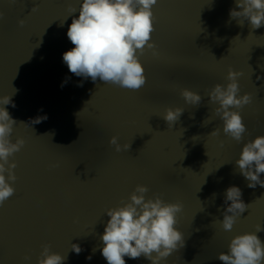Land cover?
<instances>
[{
	"label": "water",
	"instance_id": "1",
	"mask_svg": "<svg viewBox=\"0 0 264 264\" xmlns=\"http://www.w3.org/2000/svg\"><path fill=\"white\" fill-rule=\"evenodd\" d=\"M81 4L0 0V97L13 95L16 107L5 106L18 122L11 140H25L9 157L17 180L9 181L15 192L0 206V264H38L45 244L67 257L64 264H107L106 211L127 203L138 184L148 187L146 199L159 195L183 205L176 227L185 246L160 264H223L218 255L229 252L234 237L264 227V187H248L236 165L244 145L264 135V26L232 19L230 10H242L236 0H158L152 41L159 55L137 53L147 81L129 90L77 77L63 62L75 47L68 28L79 16H70L69 6ZM229 69L243 72L238 95L253 98L233 109L247 128L239 142L223 132L219 105L209 97L216 84L227 86ZM185 88L203 97L198 106L182 97ZM170 107L184 109L174 126L162 118ZM44 115L39 124L19 123ZM216 128L219 136L210 135ZM113 136L131 143L130 150L117 152ZM230 186L242 190L249 206L225 231ZM256 234L264 243V231ZM72 244L82 248L79 255ZM125 261L151 264L143 256Z\"/></svg>",
	"mask_w": 264,
	"mask_h": 264
},
{
	"label": "clouds",
	"instance_id": "2",
	"mask_svg": "<svg viewBox=\"0 0 264 264\" xmlns=\"http://www.w3.org/2000/svg\"><path fill=\"white\" fill-rule=\"evenodd\" d=\"M157 2L158 0H82L78 10L70 5V16L77 11L79 16L72 19L67 31L68 39L75 46L63 54V62L68 70L85 80L91 78L93 82L100 80L129 90L142 88L147 76L137 53L143 55L149 49L154 56L159 55L157 45L152 41L155 31L152 9ZM236 5L242 10H230L232 19L244 18L250 22L252 29L264 26V0H236ZM37 10L38 6L34 4L31 11ZM2 18L3 13L0 12V19ZM24 23V20L19 21L21 27ZM242 75V71L229 69L227 86L216 84L209 93L210 101L219 105L215 112L224 122L223 132L238 142L243 139L247 128L240 111L233 109H241L253 99L251 93L238 95V78ZM66 83L67 79L62 82L61 87ZM78 86L82 87L83 82ZM17 91L16 89L15 94ZM181 95L187 103L197 106L203 99L199 93L187 88L181 91ZM12 96L0 97V206L15 192L9 181L14 183L17 180L14 171L17 165L15 162L10 163L9 157L19 152L25 144L23 138H18L15 142L11 140L14 126L18 122L5 106L16 107ZM183 112V108L170 107L162 118L168 126H174ZM47 118V115L37 116L28 123H19L31 126ZM219 134V128L210 133L213 136ZM110 144L115 146L117 152L129 151L131 148V143L121 145L117 136L111 138ZM236 165L239 173L249 181L248 187H264V180L261 179V174L264 173V135L257 136L244 145ZM148 191L146 185L138 184L127 203L122 201V206L106 211L110 219L101 236V254L107 264H126L125 257L138 259L141 256L151 261V264H160L185 246V235L176 227L177 214L183 210V205L179 202L168 203L159 195L154 199H146ZM224 203L228 206L223 212L222 227L225 231H231L237 218L248 209L249 204L242 200V190L238 186L227 188ZM261 231H264V227L258 224L255 232L237 235L229 245V252L220 253L218 259L223 264H264V243L256 234ZM71 249L77 255L82 252L79 244H72ZM30 259L25 257V260ZM66 259V256L51 252V246L45 244L38 264H64Z\"/></svg>",
	"mask_w": 264,
	"mask_h": 264
}]
</instances>
